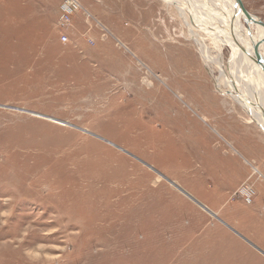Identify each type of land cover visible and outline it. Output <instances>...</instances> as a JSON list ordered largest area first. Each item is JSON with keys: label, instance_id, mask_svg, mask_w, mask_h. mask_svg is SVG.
<instances>
[{"label": "rangeland", "instance_id": "374dc122", "mask_svg": "<svg viewBox=\"0 0 264 264\" xmlns=\"http://www.w3.org/2000/svg\"><path fill=\"white\" fill-rule=\"evenodd\" d=\"M80 1L0 0V264H264V131L174 5Z\"/></svg>", "mask_w": 264, "mask_h": 264}, {"label": "bare ground", "instance_id": "6f19581e", "mask_svg": "<svg viewBox=\"0 0 264 264\" xmlns=\"http://www.w3.org/2000/svg\"><path fill=\"white\" fill-rule=\"evenodd\" d=\"M164 1L174 5L178 14L186 21L190 36L197 43L204 60L207 63L215 64L219 68L218 87H227L225 92L231 94L243 106L245 111H248L249 120L255 121L264 131V67L257 64L251 57L254 46L260 40V37L264 35L262 28L258 25L256 31L252 28L245 29L241 24L243 13L234 7L233 0ZM202 4L212 7V10L221 17L218 19L221 21H218L219 25L225 26L221 29L214 26L215 32L210 31L211 29L208 30L207 24L215 18L213 14L211 15L202 10L207 8L205 5L201 6ZM216 9L221 10L225 15L216 11ZM231 25H234L233 32L227 29ZM202 26H205V28H202ZM201 33L215 39V43L220 48L216 56L210 54L209 45H207L205 37ZM226 44L231 50V56L227 64L223 62L221 52ZM260 51L264 58V42Z\"/></svg>", "mask_w": 264, "mask_h": 264}, {"label": "water", "instance_id": "95a60500", "mask_svg": "<svg viewBox=\"0 0 264 264\" xmlns=\"http://www.w3.org/2000/svg\"><path fill=\"white\" fill-rule=\"evenodd\" d=\"M233 3H234V7L238 11L242 12L243 15L246 16V18L254 20L255 22H257V24L259 25V27H261L264 30V22H263V20H261L259 17H257L256 15L252 14L249 10H247L241 0H233ZM232 21H234V19H232ZM233 26L234 25H231V26L227 27V29H229L230 31L233 32V29H234ZM222 27H223V25L221 26V28ZM202 28H205V26H202ZM207 28H209V29H211L213 31H216V29L214 28V26L211 25V24H207ZM263 42H264V36H261L260 37V40L254 46L253 53L251 52V57L253 58V60L257 64H259V65H261V66L264 67V58L261 55V51H260V48H261V45L263 44Z\"/></svg>", "mask_w": 264, "mask_h": 264}, {"label": "built area", "instance_id": "2783aa9c", "mask_svg": "<svg viewBox=\"0 0 264 264\" xmlns=\"http://www.w3.org/2000/svg\"><path fill=\"white\" fill-rule=\"evenodd\" d=\"M82 3L80 0H63L61 6H60V20L64 24H68L71 22L72 18L82 10ZM251 189V188H250ZM248 190V192L245 193L247 196L246 198L250 199V195L252 196L253 190Z\"/></svg>", "mask_w": 264, "mask_h": 264}]
</instances>
